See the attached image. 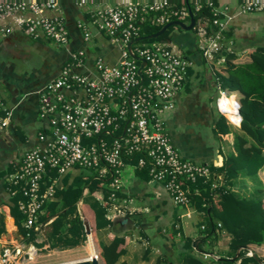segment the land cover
<instances>
[{"label": "built area", "instance_id": "1", "mask_svg": "<svg viewBox=\"0 0 264 264\" xmlns=\"http://www.w3.org/2000/svg\"><path fill=\"white\" fill-rule=\"evenodd\" d=\"M73 1L86 7L97 30L119 46L120 60L108 64L98 57L97 74H82L76 69L84 64L85 50L69 51V59L59 75L38 91L39 115L48 119L50 130L39 135L42 145L27 150L19 168L6 178L12 195L21 192L18 206L24 215V226L39 229L36 221L44 213L43 204L53 196L57 178L41 189L43 176L50 170L61 175L72 167L91 170L107 180L110 194L102 203L109 218H123L136 212L131 199L119 196L120 173L126 165L135 170L146 169L149 178L166 189L176 206H188L194 192L192 184L199 177L207 178L209 169L206 164L180 155L162 121L163 112L173 107V97L185 81L188 62L170 43L141 44L135 52L131 46L136 58L130 55L127 44L138 37L143 23L164 25L171 17L188 23L190 11L193 14L206 6L212 15L210 22L217 30L208 32L207 21L200 19L193 28L198 48L212 63L214 52L221 47V31L227 27L225 11L215 5V0H185L186 5L178 8L171 6L173 0ZM263 8L264 0H239L242 13ZM57 9L58 0H0V33L19 30L31 39L45 38L66 46L69 34ZM151 13L158 14L151 18ZM79 26L84 42H88L87 27L81 23ZM141 60L145 61L142 78L138 74ZM215 62L223 63V58ZM63 89L81 91L82 96L65 98ZM220 94L218 109L226 116L219 106V99L226 95L222 91ZM2 111L0 127H6L12 112L0 99ZM121 121H125L122 134L107 141L106 135L119 130ZM95 135L97 141L87 142ZM134 157L137 159L132 162ZM41 249L25 243L5 247L0 253V264H32Z\"/></svg>", "mask_w": 264, "mask_h": 264}, {"label": "crops", "instance_id": "2", "mask_svg": "<svg viewBox=\"0 0 264 264\" xmlns=\"http://www.w3.org/2000/svg\"><path fill=\"white\" fill-rule=\"evenodd\" d=\"M215 1L228 17L226 28L231 31V37L227 42L237 53L233 62L249 61L248 52L256 45H264V8L257 12L242 13L239 10V0ZM56 13L62 16L69 34L66 46L53 44L45 38L31 39L19 30L9 34L0 33V99L12 112L8 125L0 127V220H3L5 227V232L0 236V253L5 247L23 243L10 215L7 179L2 174L11 163L18 162L27 150L41 146L39 135L47 134L50 130L48 119L39 115L38 91L59 75L69 59V51L85 50L84 64L76 69L82 74H97L95 61L98 57L108 64H115L120 60L119 46L97 30L89 19L86 7L77 5L73 0H58ZM80 23L90 33L88 42L83 40ZM170 44L187 60L189 73L173 97V107L162 114L166 133L183 158L201 164L219 165L222 154L233 151V132L240 127L239 123L234 124L225 116L230 132L218 135L214 132V123L218 114H222L217 104L221 90L217 87L215 71L225 74L223 63L214 62L213 66L207 61L198 48L197 36L190 31H173ZM62 93L65 98L82 96L81 91L73 92L69 89H63ZM224 94H233L238 102L230 100V108L235 109L222 111L236 117L239 94ZM79 172L75 167L68 169L57 178L56 185H61L60 178L63 176L72 178ZM81 172L85 175L90 173L83 169ZM258 175L261 180L264 179V167ZM120 178L122 194L131 199L130 204L135 208V214L144 217L142 226L151 235L153 245L147 260H143L142 254L148 242L137 236V230L130 224L129 229H134L122 259L131 264H154L161 245L168 247L167 243H163L162 236L173 222L180 225L184 235L198 239L201 217L191 206H176L161 184L150 178L142 179L131 165L122 168ZM77 211L81 214V199L77 203ZM88 234L86 233V239L91 241ZM107 234L106 229L91 233L93 241H97L99 254L100 243L107 242ZM37 240H44V236L41 234ZM225 241L226 234L223 233L218 245L223 246ZM46 247L45 240L42 248Z\"/></svg>", "mask_w": 264, "mask_h": 264}, {"label": "trees", "instance_id": "3", "mask_svg": "<svg viewBox=\"0 0 264 264\" xmlns=\"http://www.w3.org/2000/svg\"><path fill=\"white\" fill-rule=\"evenodd\" d=\"M185 0H173L171 6L178 8L185 6ZM215 5H217L215 1ZM191 9L193 7L189 4ZM252 13V12H249ZM158 13H151L153 18ZM195 24L197 21H207L208 32L217 30L210 22L212 15L206 6L199 11H193ZM176 17H171V20ZM162 25L151 21L140 25L138 37L143 39L135 42L132 48L141 44L153 42L170 43L171 33L178 26H170L161 35L147 38L148 35L158 31ZM182 31H186L181 29ZM195 34L196 29L187 30ZM221 47L213 54V63L223 58L225 74L215 71V78L219 90L230 94H239L238 118L234 119L228 113L226 117L234 124L239 123V129L233 132V151L222 154L219 165L206 164L209 176L199 177L192 184L193 194L190 197L191 206L200 214L197 248L193 246L194 237L184 235L180 225L173 222L166 234L163 233V243L159 255L154 259V264H264V253L258 254L257 248L264 249V179L259 177V171L264 167V45H256L249 52V61L234 63L237 58L236 50L227 42L231 31L225 28L221 31ZM138 62V61H137ZM214 66V65H213ZM189 69H187V75ZM230 101L238 102L234 95H228ZM4 112H0V116ZM223 114H218L214 123L215 134L230 132L227 119ZM125 121H121L120 129L106 135L107 141L112 137L122 134ZM98 135L87 139V142L97 141ZM137 157L132 158L135 162ZM21 159L10 164L2 174L4 178L19 168ZM80 172L60 178L61 185L55 186L53 196L44 202V213L38 216L34 227L27 228L23 224L24 215L19 209L18 201L22 198L21 192L10 195V215L25 244H34L45 249H67L82 245L86 240L83 218L89 225V230L94 233L98 230H108L107 242H101L100 255L103 264H131L122 256L126 253L132 230H137V236L148 242L142 258L147 260L153 247L151 235L143 229V216L134 213L123 218H109L106 206L102 203L110 194L107 180L98 177L93 171L84 174L82 168L75 167ZM137 175L142 179H149L146 169H136ZM56 170L48 171L41 181V189L50 184L54 178H59ZM6 186L8 183L6 181ZM119 196L124 195L119 193ZM81 199V214L77 211V203ZM35 223V224H36ZM44 224L41 230L42 224ZM130 224L134 226L129 229ZM5 232L4 222L0 220V236ZM226 234L223 246L218 245L221 235ZM44 240L38 241L40 235ZM43 249V248H42ZM239 251L238 256L234 257ZM250 252V254H249Z\"/></svg>", "mask_w": 264, "mask_h": 264}, {"label": "rangeland", "instance_id": "4", "mask_svg": "<svg viewBox=\"0 0 264 264\" xmlns=\"http://www.w3.org/2000/svg\"><path fill=\"white\" fill-rule=\"evenodd\" d=\"M174 32H180L182 30H179L178 28L173 29ZM185 32V31H184ZM53 43V42H52ZM54 44V43H53ZM85 172L91 171L88 169H83ZM199 229V227H198ZM93 234V233H92ZM89 239L91 238V241H86L79 246L73 247V248H67V249H60V250H49V249H41L38 253V256L33 261L32 264H64L69 263L77 260H83L91 257V253H94V255L97 257L99 264H103V258L98 253V245L97 241H93V237L91 236V233L87 235ZM90 244V245H89ZM93 249V250H92ZM256 252L258 254H263L264 249L257 248ZM250 254V252H249Z\"/></svg>", "mask_w": 264, "mask_h": 264}, {"label": "water", "instance_id": "5", "mask_svg": "<svg viewBox=\"0 0 264 264\" xmlns=\"http://www.w3.org/2000/svg\"><path fill=\"white\" fill-rule=\"evenodd\" d=\"M195 24V18L193 17V14L192 12L190 11L189 13V22L188 23H185L183 21H179V20H171L167 23H165L164 25H162V27L156 31L155 33H152L150 35L147 36V38H155V37H158L159 35H161L167 28H169L170 26H178L179 28L183 29V30H191L193 28ZM144 37H136L134 39H132L131 41H129V43L127 44V49L130 53V55L134 58H136V56L132 53V50H131V46L133 43L135 42H138L139 40L143 39ZM140 66H139V69H138V74L139 76L142 78V74H141V70L145 64V61L144 60H141L140 61ZM238 113H239V103H238ZM81 218H83L82 214H81ZM83 222H84V226H85V232L88 234L90 233V230H89V225L87 223V221L83 218ZM45 223L42 224L41 227L44 226ZM197 243H198V239H195L193 240V246L194 248L196 249L197 248ZM239 254V251H237L236 255L232 258H230V260H234ZM64 264H99V261L97 259L96 256H91L87 259H83V260H77V261H73V262H69V263H64Z\"/></svg>", "mask_w": 264, "mask_h": 264}, {"label": "bare ground", "instance_id": "6", "mask_svg": "<svg viewBox=\"0 0 264 264\" xmlns=\"http://www.w3.org/2000/svg\"><path fill=\"white\" fill-rule=\"evenodd\" d=\"M230 101L226 98V96H222L220 99H219V106H220V109L221 110H229V111H232L233 109H235V108H230L231 106H230ZM235 106H236V104H235ZM236 113V112H235ZM233 117V116H232ZM237 117H238V113H236V117H233L234 119H237ZM90 245V244H89ZM93 250V249H92ZM90 254L92 255V256H94V253H91L90 252Z\"/></svg>", "mask_w": 264, "mask_h": 264}]
</instances>
